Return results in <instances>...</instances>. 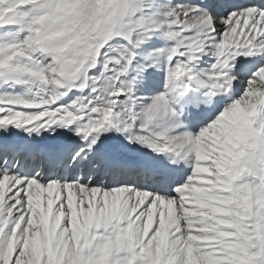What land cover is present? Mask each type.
Returning a JSON list of instances; mask_svg holds the SVG:
<instances>
[{"label":"snow or ice","instance_id":"6c2138e0","mask_svg":"<svg viewBox=\"0 0 264 264\" xmlns=\"http://www.w3.org/2000/svg\"><path fill=\"white\" fill-rule=\"evenodd\" d=\"M0 133V264H264V0H0Z\"/></svg>","mask_w":264,"mask_h":264},{"label":"bare ground","instance_id":"6f19581e","mask_svg":"<svg viewBox=\"0 0 264 264\" xmlns=\"http://www.w3.org/2000/svg\"><path fill=\"white\" fill-rule=\"evenodd\" d=\"M10 130H12V129H10ZM111 135V134H110Z\"/></svg>","mask_w":264,"mask_h":264},{"label":"rangeland","instance_id":"374dc122","mask_svg":"<svg viewBox=\"0 0 264 264\" xmlns=\"http://www.w3.org/2000/svg\"><path fill=\"white\" fill-rule=\"evenodd\" d=\"M158 43V42H157ZM157 46H158V44H157Z\"/></svg>","mask_w":264,"mask_h":264}]
</instances>
